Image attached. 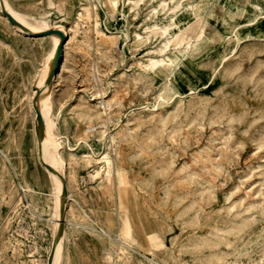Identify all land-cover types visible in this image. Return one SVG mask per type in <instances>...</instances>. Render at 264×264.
Wrapping results in <instances>:
<instances>
[{
  "label": "rangeland",
  "instance_id": "374dc122",
  "mask_svg": "<svg viewBox=\"0 0 264 264\" xmlns=\"http://www.w3.org/2000/svg\"><path fill=\"white\" fill-rule=\"evenodd\" d=\"M8 1L49 27L59 19L70 26L81 4L99 13L97 26L90 15L72 25L51 93L49 116L57 123L53 133L61 138L71 181L61 264H264V32L242 41L231 33L239 17L253 20L264 11V0H100L95 8V0ZM195 3L194 18L178 32L173 21ZM204 21L214 37L226 38L208 44ZM188 46L196 65L189 73L194 92L179 98L157 81L155 65L146 60L177 63L174 52ZM50 48L46 39L14 33L0 17V264H33L34 257L41 264L32 247L43 258L52 241L44 219L54 213L52 181L38 159L31 109ZM216 52L226 55L221 66ZM113 85L116 104L101 112L89 96L110 98ZM91 151L94 160L83 157ZM204 165L215 177L202 173ZM193 171L198 176L189 178ZM119 186L125 187L130 242L148 259L123 253L95 232L123 234L114 193Z\"/></svg>",
  "mask_w": 264,
  "mask_h": 264
},
{
  "label": "bare ground",
  "instance_id": "6f19581e",
  "mask_svg": "<svg viewBox=\"0 0 264 264\" xmlns=\"http://www.w3.org/2000/svg\"><path fill=\"white\" fill-rule=\"evenodd\" d=\"M51 1V0H50ZM113 5H116L118 3L117 0H109ZM131 1V0H130ZM149 1V0H148ZM170 1V0H169ZM177 1V0H176ZM100 2V0H95L94 3V8L95 6H97V4ZM165 2V1H164ZM180 2V1H179ZM179 2L177 5H179ZM189 2V1H188ZM141 3V2H140ZM149 3V2H148ZM162 3V2H161ZM167 3V2H166ZM169 3V2H168ZM197 3V2H196ZM196 3L193 7V9H190L189 11H184L185 13L182 15V17L180 19L176 18L175 21H173L174 23L172 24V26L179 32L181 30H184L185 28H187V26L189 25V22L192 18H194L196 11L195 7H196ZM49 4L54 5L53 3L49 2ZM103 4V3H101ZM159 4V3H158ZM91 5V4H89ZM88 5V6H89ZM160 5V4H159ZM175 5V6H177ZM192 5V4H191ZM79 6V5H78ZM86 5L81 4L79 9L76 11V19L73 20L71 22V25L66 27L64 25V23L62 22V19L56 22V25L53 27H49L47 24H45L43 21L38 22V23H34L32 22V20L30 18H28L26 15H23L21 13H19L18 11H16L12 5L10 4V2L8 0H0V17L2 18V20L4 21V23L6 25L9 26V28L12 29V31L26 39H46L48 42H50L51 44V48L47 53V57H46V65H44L45 67L42 70V73L40 74L39 80H38V86L39 89L36 88V92L39 93V97H37L38 101L34 102L31 106L32 112L34 117L36 118V109L40 112L43 122H44V135L43 136H39V132H40V125L37 121V119H35V121L37 122V142L39 145V149L41 152V156L42 159L44 161L45 164H47L50 168V176H51V181H52V203H53V207H54V213L53 214H45V221L48 222V224H50V228L52 230L51 233V238L52 241L50 243V246L48 248V253L46 257H43L38 253V248L35 245L34 247H32V250L37 253L39 255V259L41 264H47L48 259H49V255L50 252L52 251V248L54 246V251H53V255H52V261L51 264H61V259L63 257V245L65 240L67 239V229L66 227H68L70 225L69 222V207H70V195L68 193V187L70 178L67 177L66 173H65V158L62 154L61 151V138L56 137L53 133V129L57 126V123L51 119V117L49 116L50 110L52 109V105L51 103V93H52V89L54 86V83L56 82V78L58 76V73L60 72V70L62 69L63 63L65 61L66 58V52H67V48L71 42V31L73 29L72 25H77L78 23H81L83 21V19L88 18V16L90 15V17H94L95 18V24L96 26L100 24L99 21V13L97 11H93L91 13V9L90 7H88ZM158 7V6H157ZM179 7H181L179 5ZM98 8V7H97ZM122 8V7H121ZM177 8V7H175ZM174 8V9H175ZM150 9V8H149ZM165 9V8H164ZM173 9V8H172ZM2 10H4L5 12H7L14 20H16L17 22H19L24 28H26L27 30H29V32L32 33H39V32H44L46 30H50V29H58L61 32H63L66 37L67 40L63 46V50H62V55H61V62L59 65V68L56 72V74L54 75L53 79L51 80V82L49 84L45 83L46 80V76L48 74V71L50 69V66L52 64V59H53V55H54V51L56 46L58 45V43L61 40V36L60 34L53 32L49 35H45V36H40V37H31L30 35H28L24 30H22L21 28H18L17 26L11 24L7 17L4 16L2 14ZM209 10V9H208ZM169 11V10H168ZM153 12V11H152ZM162 12V11H161ZM174 12V11H173ZM208 12V11H207ZM102 13V12H101ZM129 13V12H128ZM180 13V12H179ZM149 14V13H148ZM157 14V13H156ZM170 14V13H169ZM137 15V12H136ZM138 16V15H137ZM149 16V15H148ZM147 16V17H148ZM158 16V15H157ZM33 17V16H32ZM206 17V16H205ZM131 18V17H130ZM157 18V17H156ZM159 18V17H158ZM240 18V17H239ZM236 23V26L232 29V36L234 37V39L236 41H242L245 38L249 37V36H263V32H264V11L263 10H259L256 14V16L254 17L253 20H239ZM136 19V17H135ZM175 19V18H174ZM134 20V19H133ZM143 20V19H142ZM165 20V19H164ZM92 22V21H90ZM160 22V21H159ZM124 24V23H123ZM160 24V23H159ZM154 25V24H153ZM157 25V24H155ZM167 25V24H166ZM146 27V26H145ZM170 27V26H168ZM168 27H165L164 30L168 29ZM154 28V27H153ZM147 29V28H146ZM149 29V28H148ZM224 29V28H223ZM75 30V29H74ZM201 30H202V36H204V38L206 39L207 43H215L217 40L220 39V43L221 40H223L225 37L222 36V33H220L221 35L217 38L214 37L213 34H211L208 29L205 26V21L202 23L201 26ZM99 31V30H98ZM146 31V30H144ZM163 31V30H162ZM225 31V30H224ZM74 32V31H73ZM134 32V31H133ZM169 32V31H168ZM167 32V33H168ZM166 33V34H167ZM173 33V32H172ZM198 33V32H197ZM201 33V32H200ZM87 34V33H86ZM123 34V33H122ZM149 34V33H148ZM175 35V33H173ZM85 35V34H84ZM133 35V34H132ZM136 36H138L136 34ZM155 36V35H154ZM116 37V36H115ZM141 37V36H140ZM164 37V36H163ZM258 37V38H259ZM117 38V37H116ZM173 38V37H172ZM149 39V38H148ZM171 39V38H170ZM195 39V37H194ZM250 39V38H249ZM176 40V39H175ZM183 40V39H182ZM148 41V40H147ZM117 42V41H114ZM170 42V41H169ZM175 42V41H174ZM196 43V42H195ZM194 43V44H195ZM151 44V43H150ZM168 44V43H167ZM191 44V43H190ZM193 44V43H192ZM229 44V43H228ZM236 44V42H235ZM162 45H165L164 43ZM179 45V44H178ZM71 46V45H70ZM83 46V45H82ZM152 46V45H151ZM159 47V46H158ZM168 47V46H167ZM175 47V46H174ZM70 48V47H69ZM161 48V47H160ZM173 49V47H171ZM154 49V48H153ZM152 49V50H153ZM190 47L188 46L187 50L184 51H179L177 50L176 52H174V55L177 57H180V62L174 63V61H170V63L166 64L164 59H160L158 61L153 60V58H148L146 61H148L149 63L154 64L156 71H155V76L157 78V81H159V83H162L166 85L167 88L171 89L172 91H174L175 95H177L179 98L180 96H186L188 94H192L194 92V90L192 89V85L190 84V76L189 73L192 69H195L196 65L194 64V55L190 53V56L186 53L189 52ZM232 49V48H231ZM234 49V48H233ZM151 50V51H152ZM156 50V49H155ZM165 50V49H164ZM163 50V51H164ZM171 50V49H170ZM195 50V49H194ZM193 50V51H194ZM162 51V52H163ZM202 51V49H201ZM205 51V50H204ZM203 51V52H204ZM234 51V50H233ZM195 52V51H194ZM203 52L200 55H203ZM147 53V52H146ZM149 53V52H148ZM152 53V52H151ZM217 53V52H216ZM143 54V53H142ZM186 54V55H184ZM149 55V54H148ZM154 55V53L152 54ZM189 56L188 60H186V57ZM166 57V56H165ZM216 57L218 58L219 61V65L221 66L223 61L226 59V55H222L220 52H218L216 54ZM160 58V57H159ZM144 59V58H143ZM143 63V62H142ZM140 65V64H139ZM148 65V64H147ZM95 66V65H94ZM98 67V66H97ZM140 67V66H139ZM142 69V68H141ZM145 69V68H144ZM143 69V70H144ZM153 70V68H150ZM91 70V69H90ZM96 70H94L95 72ZM215 71L213 72V76L211 75L210 77L213 79V77L215 76ZM93 72V73H94ZM91 72V74H93ZM96 76V75H95ZM93 77V76H92ZM97 78V77H96ZM102 78V77H101ZM99 82V81H98ZM95 83V82H94ZM97 84V83H96ZM126 85V84H125ZM95 86V85H94ZM186 88L189 89L182 92L181 89L182 88ZM191 86V87H190ZM101 87V86H100ZM99 87V88H100ZM105 88V87H104ZM161 89V88H160ZM94 92V91H93ZM99 92V91H98ZM105 92V91H104ZM158 92V91H157ZM115 93H116V89L115 86L113 85V90H112V94L110 98H104L103 96H97V92L96 93H92L89 96V99L92 98L95 102V105L99 108V110L101 112H106L107 109H109L110 107H112L115 101ZM100 94V93H99ZM194 95H196L194 93ZM193 95V96H194ZM160 98H162L161 96H159ZM158 97V100H159ZM189 97V96H188ZM157 100V101H158ZM163 100V99H162ZM38 102V103H37ZM117 102V101H116ZM114 103V104H113ZM175 103V102H174ZM150 104V103H149ZM119 105V104H118ZM173 105V103H172ZM183 105V104H181ZM154 107V106H153ZM144 108V107H143ZM156 109V108H155ZM149 110V108H148ZM151 110V109H150ZM168 110V109H167ZM153 113V112H152ZM51 115V113H50ZM103 119V118H102ZM104 120V119H103ZM113 120V119H112ZM109 122V121H108ZM107 123V122H106ZM113 123V122H112ZM105 126V125H104ZM103 126V127H104ZM108 128V127H107ZM95 129V127H94ZM106 129V128H105ZM129 129V128H128ZM105 132V130H104ZM110 134V133H109ZM101 136V135H100ZM107 135L102 136L103 141L101 142V145L105 146V141H107L106 139H108V137H106ZM109 139H111V142L113 140L112 135L109 136ZM67 141V139H66ZM109 142V141H108ZM67 144V143H66ZM109 145V144H107ZM108 148V147H107ZM70 150V149H69ZM102 150V149H101ZM201 150L198 152L200 153ZM93 151L91 152H87L85 154H83V157L89 159V160H94L95 156L93 155ZM74 155V154H73ZM69 156V154H68ZM77 156V155H76ZM72 157V156H71ZM103 157V156H102ZM101 157V158H102ZM82 159V158H81ZM97 159V158H96ZM106 159V158H105ZM195 161L198 162L197 158H195ZM95 162V161H94ZM93 162V163H94ZM90 164V163H89ZM117 166V165H116ZM213 167V165H210ZM110 168V167H109ZM214 168V167H213ZM117 170V169H116ZM202 170L205 175H209L210 177H215V173H213L210 170V167L207 165H204L202 167ZM218 170V169H216ZM97 171V170H96ZM99 173V172H98ZM58 174L60 176H63L66 180V194L63 196L61 193V188L63 185V181L62 179L58 176ZM89 175V174H88ZM91 175V174H90ZM193 176H198V173L193 171L191 174L188 175L189 178L193 177ZM92 178V177H91ZM106 179V178H105ZM239 180V183L237 184V187L239 185H242V182ZM205 182L207 183V187L210 188L212 181L209 179H206ZM101 183V182H99ZM98 183V184H99ZM103 183V181H102ZM25 189L28 192V194H32L33 190L31 189V187L29 185H25ZM70 188V187H69ZM23 192V191H22ZM114 193L117 196V208L120 211V214L123 218V224H124V231L123 234L122 233H117V235H115V237H112L111 235H109L107 232L102 231V230H96L95 232H98L100 235L105 236L107 238H109L110 240H114L116 244H118L121 248V251L124 253L126 250L130 251L133 254H137L142 256L144 259H148L146 258V256L144 254H141L139 252V250L137 249L138 243H131V241H133V237L131 236L130 233V228L127 226L126 221L124 223V219L126 217V212H125V207H124V199H125V187L124 186H119L117 187V189L115 188ZM245 196H248L247 192H243ZM228 194H231V192H229ZM21 197V196H20ZM25 198V197H24ZM250 204V203H249ZM32 208L34 210L37 209L36 204L32 201L31 202ZM63 205V208L65 210V215H64V221H63V226L62 229L57 237L56 243L54 245V239L56 236V232L58 231L59 227H60V218L58 216V211L59 208ZM247 207V206H246ZM261 207V206H260ZM248 208V207H247ZM262 213H264V207H262L261 209ZM31 215H33V218H37L38 216L34 213L31 212ZM35 222V221H34ZM2 225V224H1ZM0 225V227H1ZM59 226V227H58ZM23 227V226H22ZM24 230V229H23ZM33 232V231H32ZM29 233V232H28ZM27 233V234H28ZM24 234V233H23ZM34 234V233H33ZM153 234H148L147 238H149V242L152 239ZM255 237V236H254ZM263 241H264V234L263 236ZM154 239V238H153ZM32 240V239H31ZM261 240V239H259ZM19 242V241H18ZM112 242V241H111ZM135 242V240H134ZM254 242V241H253ZM261 242V241H260ZM244 243V242H243ZM251 243V242H250ZM255 244V243H254ZM33 245V244H32ZM151 248L152 245H150ZM248 246V244H247ZM264 246V245H263ZM30 247V246H29ZM40 247V246H39ZM243 247V245H242ZM259 248V246H258ZM250 249V248H249ZM247 250V249H245ZM14 251V250H13ZM148 251V250H147ZM30 252V251H29ZM30 254V253H29ZM37 255V256H38ZM27 256V255H26ZM33 256V255H32ZM31 257V256H30ZM26 258V257H25ZM28 259V258H27ZM261 260L264 261V256L262 258H260ZM32 260V259H31ZM35 260V261H34ZM36 260H38V258L34 257L33 258V262L35 263ZM149 262H151L152 264H159L158 262H156L154 259H148ZM30 262V260H29ZM31 262V263H33ZM39 262V263H40ZM33 263V264H34Z\"/></svg>",
  "mask_w": 264,
  "mask_h": 264
},
{
  "label": "water",
  "instance_id": "95a60500",
  "mask_svg": "<svg viewBox=\"0 0 264 264\" xmlns=\"http://www.w3.org/2000/svg\"><path fill=\"white\" fill-rule=\"evenodd\" d=\"M2 14L4 16L7 17L8 21L17 26L18 28H21L22 30H24L28 35H30L31 37H40V36H45V35H49L53 32H56L58 34H60L61 36V40L60 42L58 43V45L56 46L55 48V51H54V55H53V59H52V64L50 66V69L48 71V74L46 76V80H45V83L46 84H49L51 82V80L53 79L54 75L56 74L58 68H59V65H60V62H61V55H62V50H63V46L67 40V37L66 35L61 32L60 30L58 29H50V30H46L44 32H39V33H32V32H29V30H27L26 28H24L19 22H17L16 20H14L7 12H5L4 10H2ZM39 97V96H38ZM38 101V99L36 100ZM36 119L40 125V132H39V136H43L44 135V122H43V119H42V116L40 114V112L36 109ZM38 159H39V162L45 167V168H50L47 164L44 163V161L42 160V158L40 157V151H38ZM58 176L62 179L63 181V185H62V188H61V193L62 195L64 196L66 194V180L63 176H60L58 174ZM64 215H65V210L63 208V205L59 208V211H58V216L60 218V227L58 229V231L56 232V236H55V239H54V245L56 243V240H57V237L62 229V226H63V221H64ZM53 251H54V246L52 248V251L50 252V255H49V259H48V262L47 264H51V261H52V255H53Z\"/></svg>",
  "mask_w": 264,
  "mask_h": 264
},
{
  "label": "crops",
  "instance_id": "0c3cea01",
  "mask_svg": "<svg viewBox=\"0 0 264 264\" xmlns=\"http://www.w3.org/2000/svg\"><path fill=\"white\" fill-rule=\"evenodd\" d=\"M66 242V241H65ZM63 257H64V251H63Z\"/></svg>",
  "mask_w": 264,
  "mask_h": 264
}]
</instances>
